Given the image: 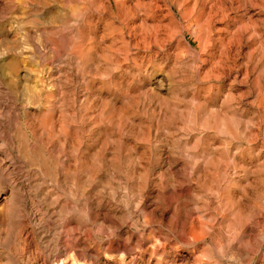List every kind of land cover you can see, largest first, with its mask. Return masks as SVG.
I'll use <instances>...</instances> for the list:
<instances>
[{
  "label": "rangeland",
  "instance_id": "1",
  "mask_svg": "<svg viewBox=\"0 0 264 264\" xmlns=\"http://www.w3.org/2000/svg\"><path fill=\"white\" fill-rule=\"evenodd\" d=\"M28 20L0 0V38L19 23L32 53L0 46V200L6 179L21 209L8 237L0 218V264H264V0H124L85 23L97 37L69 20L66 41L59 21ZM80 37L84 73L67 66ZM22 145L78 170L74 204ZM66 219L86 253L53 263Z\"/></svg>",
  "mask_w": 264,
  "mask_h": 264
},
{
  "label": "bare ground",
  "instance_id": "2",
  "mask_svg": "<svg viewBox=\"0 0 264 264\" xmlns=\"http://www.w3.org/2000/svg\"><path fill=\"white\" fill-rule=\"evenodd\" d=\"M12 3H19L20 5V15L21 19L28 20V17L31 16L32 20H28L27 23L30 24L31 28L37 29V27L41 24L38 22L35 23V19L41 18L44 16L45 18L50 20L59 21L61 23V29L63 32V38L66 41V37L68 35V30L70 25L68 24L69 20H74L77 22L76 28L80 30V27L87 28V31L93 36L97 37V32L95 29H91L86 26L85 23L88 21L94 20L97 18V23L101 22L105 17H108V13L117 12L118 8L121 9L123 6L124 0H118V3H114L112 6L108 8L103 7L100 0H10ZM63 1V5L61 4ZM65 2V3H64ZM59 5V10L56 12L47 11V7L49 5ZM121 33L124 31V28H120ZM119 28H112V25H105L104 30H109V35H114ZM123 30V31H122ZM70 31V30H69ZM23 28L19 23H11L8 25L5 30V35L10 38L7 40V37L0 38V46L3 47L4 50L11 52L15 55H19L22 61H25L31 57V48L25 46L24 38H23ZM121 35H124L122 33ZM102 36V38L106 37ZM94 38L88 39L89 42H94ZM86 45V40L83 37L77 40L75 51L68 55L67 58V66L72 67V64L75 60H78L80 64H82V73L90 68L92 64L96 61L91 55L83 56L81 48H84ZM67 51V50H66ZM73 69V68H71ZM22 78L25 77V72H21ZM80 76V72H79ZM91 86V82H89ZM34 94L35 92L31 90ZM77 94H74V98L76 99ZM75 150V147L72 148ZM21 153L23 157L27 159V161L36 166V168L40 169L39 171L43 175V184L44 182H49L54 190H64V186L69 184V196L70 200L74 204V196L76 192L77 185L80 182V175L78 170L74 166H66L64 169L65 173L61 174L58 169V164L56 162L51 161L48 157L45 156L42 148H34L27 149L24 145L21 146ZM66 165V162L63 163V166ZM12 172V170H10ZM2 171L0 169V177H2ZM1 184L7 189V194L0 200V218L6 219L9 221L10 229L7 230V237L11 235L12 230L20 225L19 217L21 214V209L18 210L15 206L14 198V187L12 183H8L6 179L1 180ZM44 188V187H42ZM44 190V189H41ZM179 217V213H178ZM202 222L199 219L195 218H185L180 215V226L179 232L184 237L188 239H192L194 242L202 239L204 237L201 226ZM59 233L58 237L55 241L54 247L55 252L49 255L48 260L51 262H57L64 255H72L73 261L76 262L78 260V253L83 251L86 253V249H82L83 244H85L83 238L76 234L75 231L70 227V219H66V221L59 225L58 227ZM45 264V262H42Z\"/></svg>",
  "mask_w": 264,
  "mask_h": 264
}]
</instances>
